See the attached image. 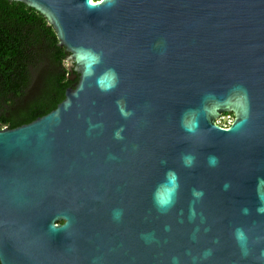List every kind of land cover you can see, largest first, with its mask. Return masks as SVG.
Returning <instances> with one entry per match:
<instances>
[{"label":"water","instance_id":"95a60500","mask_svg":"<svg viewBox=\"0 0 264 264\" xmlns=\"http://www.w3.org/2000/svg\"><path fill=\"white\" fill-rule=\"evenodd\" d=\"M18 1L78 80L0 128V264H264V0Z\"/></svg>","mask_w":264,"mask_h":264},{"label":"trees","instance_id":"16d2710c","mask_svg":"<svg viewBox=\"0 0 264 264\" xmlns=\"http://www.w3.org/2000/svg\"><path fill=\"white\" fill-rule=\"evenodd\" d=\"M68 54L40 11L0 0V128L31 122L64 99L78 80L70 79Z\"/></svg>","mask_w":264,"mask_h":264},{"label":"rangeland","instance_id":"374dc122","mask_svg":"<svg viewBox=\"0 0 264 264\" xmlns=\"http://www.w3.org/2000/svg\"><path fill=\"white\" fill-rule=\"evenodd\" d=\"M218 118H222V119H228L227 113H221Z\"/></svg>","mask_w":264,"mask_h":264},{"label":"built area","instance_id":"2783aa9c","mask_svg":"<svg viewBox=\"0 0 264 264\" xmlns=\"http://www.w3.org/2000/svg\"><path fill=\"white\" fill-rule=\"evenodd\" d=\"M230 114H231V113H227L228 118H229Z\"/></svg>","mask_w":264,"mask_h":264},{"label":"snow or ice","instance_id":"6c2138e0","mask_svg":"<svg viewBox=\"0 0 264 264\" xmlns=\"http://www.w3.org/2000/svg\"><path fill=\"white\" fill-rule=\"evenodd\" d=\"M96 2H101V0H96Z\"/></svg>","mask_w":264,"mask_h":264}]
</instances>
